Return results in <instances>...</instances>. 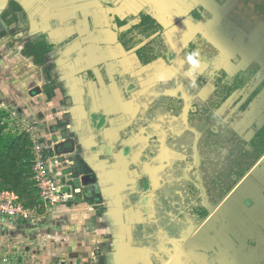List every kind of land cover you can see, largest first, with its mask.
<instances>
[{"label":"rangeland","instance_id":"374dc122","mask_svg":"<svg viewBox=\"0 0 264 264\" xmlns=\"http://www.w3.org/2000/svg\"><path fill=\"white\" fill-rule=\"evenodd\" d=\"M156 1L166 11V6L180 7L178 2ZM213 1L217 0L203 3L205 17L209 19ZM232 3V10L220 11L223 13V22L222 16L220 19L225 28L223 31L233 36H246L251 31L248 27L261 17L257 6L261 5L264 12V0H232ZM5 11L0 17L7 18L8 11ZM38 27V17L32 23L30 18L27 22L21 20L7 30L12 41H0V137L11 138L0 157V264H61L60 257L78 258V253L72 251L76 247H71L70 254L53 251L51 233L46 235L43 232L42 237H46L39 238V229L45 224H52L49 230H58L62 226L57 216L61 208L64 220L71 211L89 212L95 217L79 228L77 222L69 225L64 221L63 226L64 231L71 232L72 240L79 238L83 244L92 240L91 248L99 247L100 240L109 237L106 230L110 233L121 215L118 213L127 206V200L122 201L119 197L123 192L118 189L123 186L121 183L134 186L137 197L144 195L146 199L158 202L164 196L177 203V212L172 210L160 220L165 228L168 223L186 222L188 231H193L209 212L218 217L220 222L216 225L219 228L226 222L223 218L229 216L232 220L236 212L251 218L254 227L264 224V135L257 134L264 124V113L259 112V109L264 112V52L251 62L246 73L225 77V85L230 86V98L220 105L211 102L215 99L214 92L203 102L192 103L193 99H189L188 110L181 116L174 103H170L171 120L167 122L165 116L163 125L153 124L158 136L151 137L154 131H150V124L144 125V132L149 135V146L160 148L167 143L173 150L172 156L145 153L139 157L137 149L142 133L136 125H142L134 120L132 125L118 130V124H113L114 130L101 134V126H108V122L101 118L92 122L87 81L85 85L79 82L81 88L72 94L59 93L49 87L52 80L48 84L50 79L41 76L39 66H29L31 62L34 64L33 59L22 58L29 50L26 44L39 41ZM185 28L176 36L175 42L179 46L171 43L167 46L174 55H180L185 42L191 39L198 42L193 52L206 58L209 66L205 70L208 71L217 62L215 49L202 43L199 37L210 30L199 24ZM241 55L235 57L240 59ZM123 80L126 81L122 84L129 82ZM42 88L47 93L39 96ZM245 90L250 93L249 102L241 105V111L231 109L232 101L240 98ZM222 95L226 100V92ZM116 117L117 122L127 121L119 112ZM130 132L138 134L132 141L128 140ZM146 183H149L148 189ZM184 195L185 207L182 206ZM117 197L123 204L115 202ZM249 200L252 204L248 203ZM65 203L67 205L63 206ZM151 206L158 211L157 204L149 205V209ZM77 207L79 209L74 210ZM96 213L103 218H96ZM110 213L113 216H105ZM229 222L233 225L241 223L240 220ZM262 231L264 234V228ZM41 240L43 242L39 243ZM64 240L68 241V238ZM235 245L240 252L236 260L245 262L250 260L248 255L254 249L252 246L257 250L260 246L257 237L239 239ZM186 247L191 250L189 245ZM84 250L87 253L79 258L88 264L95 254L87 248ZM209 255L212 257L213 252ZM258 255L261 253L257 252ZM93 260L98 258L91 259L92 264Z\"/></svg>","mask_w":264,"mask_h":264},{"label":"crops","instance_id":"0c3cea01","mask_svg":"<svg viewBox=\"0 0 264 264\" xmlns=\"http://www.w3.org/2000/svg\"><path fill=\"white\" fill-rule=\"evenodd\" d=\"M7 1L0 0V14L6 10ZM17 1L22 4L27 19L30 18L31 23L32 20L39 18V27L37 28L39 37L40 35L45 36L44 40L50 45L49 51L43 54V63L32 64L31 62L29 66L35 68L39 66L42 69L41 76H47L50 79L48 84L52 80V84L49 87H53L52 89L58 90L59 93L72 94L75 92L74 90L81 88L78 86L79 82L85 85V81H87L90 86L88 91L91 94L88 103L92 113V122L96 123V118H101L104 122H108V126H101V134L114 130L113 124H118L116 125L118 130L132 125L134 120L127 119V116L135 117L136 114L132 113L131 108H125L121 98L124 86L122 85V88L119 87L120 85L116 84L115 78L119 75L118 73L132 72L134 55H129L125 52L113 39L115 33L111 30L112 23L110 22L113 13L112 8H108L107 12L102 14L103 18L98 14L91 16L95 21V27L89 30L86 26V16L83 19L78 17L76 19L70 18L71 15H75L71 10V7L74 6L72 4L85 2V0H43L40 6L39 0ZM139 1L141 0H135V3ZM193 1L206 3L207 0ZM123 3L126 2L123 1ZM232 4V0L213 1L209 12L211 19L207 18L199 22V25H205L210 30L203 36L205 42L225 56L223 67L229 73L247 68L252 61L257 60L264 52V19L251 24L248 28L252 31L246 36H241L239 33H237L239 35L233 36L223 31L225 29L221 24L223 22V13L221 14L220 11L232 10ZM34 8L37 9L31 14ZM123 8L127 13L132 11L127 5ZM166 8L177 17H182L187 13L185 10L181 12V9H177L174 5L166 6ZM85 9L84 7L83 11ZM82 14L85 15L83 12ZM221 16L222 22H220ZM6 20L7 18L0 17V24L3 25L2 27L0 26L1 42L12 41L11 34L7 32L10 26L8 27ZM103 39L106 40L103 42ZM242 53L243 55H241ZM237 54L242 57L237 59L235 57ZM22 58L24 60L33 59L32 56L28 55ZM188 59L177 53L174 64L167 66L160 61H155L143 69L131 73V78L129 79L136 77L140 84H143V82L148 84L135 91L139 104V109H137L139 113L135 120L137 124L143 126L136 125L141 130L139 133H142L140 148L139 150L137 149L139 157L148 153V151H152L154 156L160 154L171 157L173 150L167 143L160 148L155 145L149 146L147 141L150 138L147 132H144V125H152L150 131L156 133V125H153L155 121L166 116L169 122L172 118L170 102H173L174 106L179 107V115L181 116L182 114L184 115L185 110L187 112L189 99H193L192 101L203 100L213 90V86L208 83L203 88L189 92L188 85L196 79L198 74L203 72L207 63L199 59L192 58L191 61ZM160 67H162L164 72L160 70ZM87 71H92L91 77L86 75ZM74 78L76 79L75 83H73ZM180 84L181 87L178 90ZM111 90L113 92L112 95ZM177 90L182 93L181 102H177L174 99ZM46 93L47 91L42 88L39 96L46 95ZM116 100L119 102L117 103ZM114 101L117 104H114ZM182 110L183 112H181ZM118 112L127 121H118V123L116 117ZM113 118H115V123ZM136 135H138L136 132H130L128 140L132 141ZM47 138L48 140L50 139L49 137ZM121 185L123 186H118V189H122L123 192L119 197L122 201L127 200L128 203H125L127 206L125 209L122 208V212L118 213L121 215L117 217L116 221L118 220V222L112 227L110 233L104 229V231L106 230V235L109 234V237L101 239L99 247L91 248L92 240L85 241L84 244L79 238L78 240H72L71 232L67 233L64 231L63 226L64 221H67L69 225L72 222H77L76 226L79 228L81 225L85 226L87 222L90 223L91 217L94 216L89 212L76 213L71 211L66 214L67 217L64 220L63 210H61L63 208L59 209L60 213L57 214L62 224L59 229H63L49 230L52 224L48 226L45 224L44 228L39 229V238L43 239L46 237H42L41 234L43 232L46 235L51 233L52 250L56 251V253L64 251L70 254L69 250L71 247H76V250L72 251L78 253L79 257H83L87 252L82 250L87 248L90 253L95 254L92 258L90 257L88 264H92L91 259H95V257L98 260H93L94 264H214L213 260L208 258L209 251L215 253L213 258L215 262L218 261V264H262L264 262V234L262 231L264 224L259 223V227H254L250 222L251 218L238 215L236 212L235 214L233 213L232 220H240V225L243 229H240V231L242 230L241 232L237 231V228L240 227L238 223L235 224V227L233 223L229 222L232 221L229 216L223 218L226 222L219 228L216 224H219L220 221L212 212L209 217L200 221L193 231H188L186 222L169 223L168 228H165V224L160 222L162 219L157 216V211L153 210L152 206L149 209V205L157 204L156 201L150 198L146 199L147 197L144 195L135 196L137 194L134 195V186L130 187L129 184L124 185L123 183ZM119 197L115 198L117 200L115 202L123 204V202H120ZM84 204L88 207L90 206L88 202ZM65 205L67 204L65 203L63 206ZM238 213L240 214L241 212ZM96 214V218H103V215ZM110 215L113 216V213L105 216ZM57 216L53 217V219ZM215 229L226 238L224 244L221 245L220 241H218L219 233H213ZM65 237L68 238V241L64 240ZM248 237H257V245H260L259 249L257 250V248L252 246L254 249L250 250L251 253L248 255L250 260L248 262L236 260L237 253L240 254V252L237 250L235 242L239 239L247 240ZM42 242L43 240L39 241V243ZM188 245L191 250L186 247ZM257 252H260L261 255L257 256ZM70 257L68 259L60 257L61 260L58 257V259L61 264H84L79 257Z\"/></svg>","mask_w":264,"mask_h":264},{"label":"flooded vegetation","instance_id":"af4514ba","mask_svg":"<svg viewBox=\"0 0 264 264\" xmlns=\"http://www.w3.org/2000/svg\"><path fill=\"white\" fill-rule=\"evenodd\" d=\"M12 1H14L15 3H11ZM42 1L43 0H39V6L42 4ZM123 1L126 3H123ZM141 1L135 3V0H85V2L72 4L74 6L71 7V10L75 13V15H71L70 18L76 19L78 17V18L83 19V17L86 16L87 17V25L86 26L89 28V30H91L93 27H95L94 26L95 21L92 19L91 16L98 14V15H101V17H102V14H104V12H107L108 8L109 9L112 8L113 13H112V18L110 19V22L112 23L111 30L115 33V36L113 39H115V43L118 44L125 52H127L129 55H134V58L132 61V67H133L132 72L133 71L136 72L139 69L141 70L145 66H147V65H149L155 61H160V62H162V64H165L167 66L174 64V61L176 59V55H174V53L170 49V46H167V45H169L172 42L171 44H173L175 46H179V44H176V42H175L176 36L179 34V32L181 34L183 32V29H186L185 27H188L192 24H195V25L199 24L200 21H204L208 18V17H205L206 11L204 10L205 8L203 6V3H196L193 0H170V2H174V3L178 2V4L180 5L179 10L181 9L180 10L181 12H183L182 10H185L187 12L184 16L177 17L170 10L167 9V11H166L165 9H163L161 7L162 6L161 3H159L161 6L158 5L156 0H141ZM125 5H127L128 8H130V10L132 9V11L127 13V11L123 8ZM121 6H123V7H121ZM74 7H77V8H74ZM84 7L86 8L85 11H83ZM261 7H262L261 5L257 6L258 10H260V13H261V17H257V21L262 20V18L264 16V12H262ZM76 9H79V10H76ZM147 9L155 10L156 13L158 15H160L161 21H162V22H160V24H161L160 29L155 30L149 36H145L141 33H137L136 30H133L130 32H125V30L130 27V24L132 22L131 19L133 18V16H137L141 11L147 10ZM7 11H8V13H7L6 17H7V22H8L7 25L8 26H11L14 23H18L21 20L23 22H25V21L27 22V20H28L22 4L20 2H18L17 0H8L7 1L5 12H7ZM82 12L85 15H83ZM105 15H106V13H105ZM128 37H131V38L129 39ZM44 38H45V36L40 35L39 42H45L46 44H48L44 40ZM195 38L198 39V37H195ZM199 38H200L202 43L206 44L203 36H200ZM120 39H123L125 41L126 40H131V41L137 40L138 45L141 44V45L147 46V48L150 51V53H149L150 56H152V55L154 56L153 59L151 61L145 63V64H141L139 62V58H138L137 54L134 52V49L132 48L131 50H125L123 48V46L121 45V43L119 42ZM105 40L106 39H103V42ZM184 45L185 46L181 51V55L184 58L187 57V59H188L189 56H191L194 59H199V60L205 61L207 63V66H209V62L206 60L205 57H199L198 53L193 52V50L196 51L197 46H198V42L196 43V42H194L193 39H191V40H189V42H185ZM206 45H209V44H206ZM134 48H136V46ZM160 48H162V50ZM215 53H216V57H217V62L213 63V65H211V67L208 69V71H207V69L206 70L204 69L203 72L198 74L196 79L193 80V82L188 85V90L195 91V90H198L200 88H203L206 84L210 83L213 86V90L210 92L208 97H206L205 99L194 100L192 103H195L198 101L199 102L205 101L207 98H209L210 95H212L213 92H214L215 99L218 100L217 101L215 99L214 100L211 99V102L214 103V105H220L221 103L229 100V98H230V86L225 85V84H227L225 77L228 78L229 76L234 75L235 73H241V72L246 73V71H247L248 67L244 68V69H239L236 72H232V73L227 72L223 67V63L225 61V56H223L217 50H215ZM195 57H199V58H195ZM160 70H162V72H164L162 67H160ZM132 72L126 71L123 73H118L119 75L116 76L115 82L118 86L120 85L119 87H121V88H122V85L124 86L123 90H122L121 98H122L123 104H125V108H131L132 113H135L136 116H138L137 114L139 113V110H137V109H139V104H138L136 96H135V91L138 88L145 87L148 84H146L144 82H143V84H140L139 81L136 79V77H133V79H129V78H131ZM86 75L88 77H91L92 71H87ZM123 79H128V81L129 80L130 81L127 84H124V83L122 84L121 82ZM123 81L125 82L126 80H123ZM178 87H179L178 90H180L181 84ZM178 90L176 93L177 99L175 97H174V99L177 100V102L178 101L181 102L182 101V99H181L182 93ZM183 90H184V87H183ZM191 91H189V92H191ZM223 92H226V94H227L226 100L223 99V95H222ZM220 95H221V97H220ZM249 95H250V93H248L245 90L243 95L240 98L232 101L231 109L235 108L236 111L237 110L241 111L240 110L242 107L241 105L243 103H245V105H246V101H248L247 97ZM116 102L118 103L119 101L116 100ZM116 102L114 101L113 103L117 104ZM170 103H173V102H170ZM188 105H187V108H188ZM173 106H174V104H173ZM170 107H172L171 104H170ZM174 107H176V106H174ZM183 110H185V109H183ZM177 111L179 112V107H177ZM120 112H121V110H120ZM259 112L264 113L260 109H259ZM136 116L135 117L132 116L133 120L136 119ZM127 117H128L127 119L131 118L130 116H127ZM164 119H165V117L161 118V119L159 118L155 122H158L159 123L158 125H163L161 123H162V121H164ZM105 133L108 134L109 132H105ZM154 134L156 135L157 132L153 133L151 135V137ZM257 134L260 137L262 135H264V124L258 129ZM157 136H158V134H157ZM165 139H167V137H165ZM150 153H153V152L149 151L148 154L150 155ZM138 186H139V184H138ZM146 187H147V189L149 188V183L148 184L146 183ZM137 188H139V187H137ZM183 198H184V200H182V206L187 201L185 198V195ZM157 201H158L157 202V208H158L157 216L159 218H162L164 215H166V216L169 215L168 213H171L172 210L177 212V208H178L177 203L174 202V200L172 202L171 198H168L166 200V198L164 196H162V198H160V200H157ZM248 203L252 204L250 200L248 201ZM172 205H173V207H172ZM183 207H185V206H183ZM210 214H211L210 212L206 213L202 220H205ZM237 229L239 231L241 228L239 227ZM213 233L217 234L219 232L217 229H215V232H213ZM218 236H219L218 241H220L221 245L224 244V241L226 240V238L220 233ZM217 251H219V249H217ZM210 252L211 251L208 252V258L212 259L214 264H218V261L215 262V259L213 258L215 253H213L212 257H210V255H209Z\"/></svg>","mask_w":264,"mask_h":264},{"label":"trees","instance_id":"16d2710c","mask_svg":"<svg viewBox=\"0 0 264 264\" xmlns=\"http://www.w3.org/2000/svg\"><path fill=\"white\" fill-rule=\"evenodd\" d=\"M11 3H15L12 1ZM132 22L130 24V27L125 30V32H130L133 30H136L137 33H141L145 36H149L152 32H154L157 29H160V22L161 17L156 13L155 10L147 9L141 11L137 16H133L131 19ZM129 39L131 37H128ZM119 42L123 46L125 50H131L134 49V52L137 54L139 58V62L141 64H145L153 59V55L150 56V51L145 45H141L137 43V40L131 41V40H123L120 39ZM138 45V46H137ZM136 46V48H134ZM26 48L29 49L26 52V55L32 56L33 61L35 64L43 63V54L49 51L50 46L46 44L45 42H31L26 44ZM11 138L8 136H1L0 137V157L3 156L6 145L10 142Z\"/></svg>","mask_w":264,"mask_h":264},{"label":"clouds","instance_id":"9594fccd","mask_svg":"<svg viewBox=\"0 0 264 264\" xmlns=\"http://www.w3.org/2000/svg\"><path fill=\"white\" fill-rule=\"evenodd\" d=\"M189 60H192V57L191 56H189ZM194 62V61H193Z\"/></svg>","mask_w":264,"mask_h":264}]
</instances>
